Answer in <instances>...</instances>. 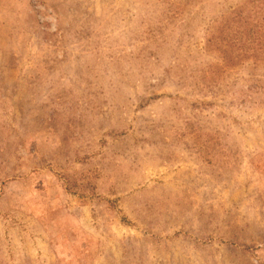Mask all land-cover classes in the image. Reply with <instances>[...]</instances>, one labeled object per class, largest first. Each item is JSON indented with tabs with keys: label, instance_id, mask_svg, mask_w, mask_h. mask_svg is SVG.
Segmentation results:
<instances>
[{
	"label": "rangeland",
	"instance_id": "obj_1",
	"mask_svg": "<svg viewBox=\"0 0 264 264\" xmlns=\"http://www.w3.org/2000/svg\"><path fill=\"white\" fill-rule=\"evenodd\" d=\"M0 264H264V0H0Z\"/></svg>",
	"mask_w": 264,
	"mask_h": 264
},
{
	"label": "trees",
	"instance_id": "obj_2",
	"mask_svg": "<svg viewBox=\"0 0 264 264\" xmlns=\"http://www.w3.org/2000/svg\"><path fill=\"white\" fill-rule=\"evenodd\" d=\"M232 14H234V16H238V13L233 12Z\"/></svg>",
	"mask_w": 264,
	"mask_h": 264
}]
</instances>
